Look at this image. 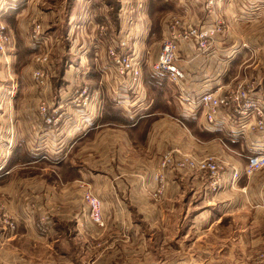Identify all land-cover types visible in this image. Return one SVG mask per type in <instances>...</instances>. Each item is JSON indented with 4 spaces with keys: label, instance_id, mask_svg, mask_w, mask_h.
<instances>
[{
    "label": "crops",
    "instance_id": "obj_1",
    "mask_svg": "<svg viewBox=\"0 0 264 264\" xmlns=\"http://www.w3.org/2000/svg\"><path fill=\"white\" fill-rule=\"evenodd\" d=\"M182 1L143 0L145 19L135 25L145 24L146 41L157 32L160 41L166 37L170 14L163 10L169 8L172 13H178ZM126 2L127 5L121 0L118 12L121 28L122 10L125 13L131 9L128 8L131 0ZM45 3L46 0H0V10L12 37L7 53L0 54V191L1 187L7 191L5 199L12 217L18 218L22 205L29 202L23 195L10 199L13 195L10 190L17 182L23 178L33 182L30 178L34 177H23L27 167L42 165L45 173L56 169L59 177L50 184L45 180L51 188V196L43 206L44 217L50 220L49 233L39 235L28 222L15 234L0 228V255L8 261L1 260L0 264H35L29 250L24 251V243L47 245L52 253L58 250L64 237L52 228V219L88 216L83 208L87 205L78 191L82 180L89 182L100 197L107 221L103 231L94 229V235L96 231L98 234L93 236L96 245L91 249L94 251L91 261H151L154 257L158 259L155 261H164L169 256L163 259L159 256L161 229L157 225L164 219L180 218L183 234L202 232L208 236L205 238L208 242L217 228L242 216L244 210L251 209L255 215L264 210L260 207L264 201V192L260 193L264 191V179L249 180L243 174L249 156L264 149V137L255 126L256 117L221 111L217 124L209 125L202 109L189 101L204 91L226 93L239 84L252 87L253 96L264 100V0H213L212 3L187 0L186 8L182 9L186 23L195 27L219 25L221 30L212 37L206 51L194 40L180 43L179 64L186 73L183 91L154 73L152 65L159 53L150 61L145 58V50L137 48L131 52V46L128 52L119 49L123 55L135 54L143 61L138 84L131 73L121 74L109 54V48L116 42L110 33L115 15L94 18L96 30L89 46L81 45L75 54L70 51L78 60L69 53L60 56L59 80L52 85L50 94L43 91L38 101L34 98L37 93L33 89L34 81L20 82V76L24 71L35 70L31 61L39 50L29 38V26L37 21L44 24L41 19L46 15ZM107 7L108 4H103L101 8ZM130 19L131 13L127 21ZM72 27L69 33L67 28L68 36L74 31ZM244 27L250 30L243 31ZM76 74L81 77L80 83L73 81ZM86 89L87 92H82ZM41 102L54 112V124L40 120ZM13 122L18 123L16 131ZM243 122L247 125L241 131ZM170 148L219 158L222 168L218 190H212L210 180L179 177L170 184L172 189L166 188L163 201L155 200L152 196H156L159 188L155 176L163 153ZM235 170L241 172L239 180H233ZM67 175L73 180L65 179ZM248 187L255 195L248 193ZM56 190L65 198L54 201L55 204L52 200ZM52 203L57 210L51 208ZM23 215L25 219L30 217L25 207L20 217ZM137 217L144 220L138 222ZM154 227L158 229L152 231ZM130 233L138 241L131 240ZM76 234L88 238L87 231L76 228ZM148 244L155 246L152 256ZM224 246L209 242L204 249V260L225 261V255L221 254ZM218 250L221 253L216 256ZM59 255L69 259L65 253ZM176 257L179 256L169 261H179Z\"/></svg>",
    "mask_w": 264,
    "mask_h": 264
},
{
    "label": "rangeland",
    "instance_id": "obj_2",
    "mask_svg": "<svg viewBox=\"0 0 264 264\" xmlns=\"http://www.w3.org/2000/svg\"><path fill=\"white\" fill-rule=\"evenodd\" d=\"M108 2H110V4ZM120 2L121 0H46L45 7L47 8L44 9L46 11V15L43 19H41V21L45 24V26L44 24H42L45 33L49 35L48 41H46V44L44 45V50L49 55L48 61L45 62L46 68L44 69L49 75V81L46 86L41 87L35 82L33 73L29 72L31 70L24 71V74L20 76V82L25 83L29 80L31 83L32 80L34 81L36 86L34 85L33 89L37 92L34 97L36 100H40L41 93L43 91H47L48 94H50V89L52 88V85L54 86V84L58 82L59 76L57 73L58 68L59 70H61V62L59 63L57 60L61 58L60 56L64 55L65 53H69L71 56H73L74 60H78L77 56L73 54H75L77 49H80L81 45H86L84 46V48H87L89 46V40L91 39V35L96 30V28H94L95 19L99 20V18H107L108 15L111 17L115 15L116 22H113L112 28L110 29V33L114 36V40H116L115 45L119 46V54L123 53L122 50H125L127 52L130 51L131 46V52H134L133 50L137 48L141 51L145 50L147 55L145 58L149 59L150 61L154 59L157 53H159L160 55V47L162 48L161 42L163 43L164 39L168 36V34L162 41H160L161 36H159L157 32L156 34L150 36V41H146L145 24L139 26L135 25L136 22H140V19H145V6L143 0H131L130 4L128 5V8L131 9H126L125 13H123L122 10V28L118 25V12L120 10ZM123 3L127 5L126 0H123ZM140 3L142 4V6ZM186 3L187 0H183L182 3H180V9L178 12L179 14L172 13L169 8L163 10V12L170 14V18L167 20L169 29L171 21L175 17L180 18L184 21L186 20L184 14L182 13V9L186 8ZM103 4H108V7L104 10L103 8H101ZM61 6L63 7L62 9ZM102 10L103 13H100L102 12ZM130 13L131 19L127 21V16ZM70 20L72 21L71 24L69 23ZM159 21H162V18H160ZM67 22L69 23V27H67ZM32 25L33 24L29 26V38L31 30L34 27V25ZM71 27L74 28V31L72 32L71 36H68L67 28L69 29V33ZM159 28L160 26L156 27L157 30ZM247 29L250 30V28L244 27L243 31H246ZM76 40H78V43ZM70 51H73V54ZM6 53L0 54L3 55ZM36 54H34L33 61H31L32 67L34 69L40 66L39 64H37V62L39 63V61H37ZM130 57H132L138 63L143 62L142 59H137L135 54L130 55ZM252 61L253 58L250 59L246 64H249ZM72 78L73 77L70 76V79ZM76 79L78 81H76ZM73 81L74 83H80L81 77L76 74L73 78ZM73 81L71 82V85L73 84ZM170 84L174 85L171 82ZM167 85H169V83ZM69 88L71 89L72 87L70 86ZM40 120L43 121V119ZM13 123H15L14 126ZM13 123L12 126L15 127L14 130L16 131V129H18V123ZM169 152L174 153L176 158L191 156L197 159L214 158L218 163L219 161H221L219 158L214 156H197L191 152L182 153L180 150H174L172 148L166 150L163 153V156ZM27 168L28 169L24 170L23 177H34L30 178V180L34 179L33 182H28L27 179L23 178L19 183L17 182L16 185H13L10 190L13 193V198L11 197L10 199H15L16 196L23 195L25 197V200L29 201L24 206L22 205L21 209L17 213L18 218L16 217V215L15 218L12 217L13 214L10 212V208L5 199V194L7 193V191L4 189V187H1L3 188V190L0 191V228L4 231H10L15 234L20 229V227H25L24 223L28 222L35 229H37L38 234L42 236L43 234H48L50 229V220L44 217L43 207L45 200H49L51 196V188L50 186H48V184H50L51 182L58 181L59 177H57L58 173H56V169L55 172L45 173L43 169L44 166L42 165H30ZM178 171L182 172L180 173ZM166 173H168L166 176L168 182V189L170 188V184H173L175 179H179V177L182 179H196L203 182L210 180V172L207 171L201 172L192 169L183 170L173 168L167 170ZM246 177H249L247 178L249 180L251 177H259L260 180H263L264 167L256 171L253 175ZM65 179L73 180V177L67 175L65 176ZM45 180L48 182V184ZM81 183V191L79 188L78 191L82 193V199L87 205L83 208L86 210V212L88 211V216L83 218L71 217L52 219V228H54V230L58 234H63L64 237L56 252H50L48 250L47 245L42 246L28 245L26 243L22 244L24 246V251L27 252L28 249L30 255L33 256V261H35V264H264V210L260 211L259 215H257V213L255 212V215L252 214L251 209L244 210L242 216H239L235 219L227 220V223L224 224L223 227L217 228L218 230L216 231V233L212 234V239H208V242L205 241V238L208 236H204L202 232L197 234H183V228L181 227L180 218L170 217L168 219H164L163 221H161V223L157 224L161 229V234L158 235L159 239H161L162 245V249L159 250V253H161V255L159 256H161L162 259L169 256L164 261H155L158 260L155 257L151 261H135L134 259H132V261H91L90 255L94 253V251L92 252L91 249L93 247L95 248L96 245V241L95 239L93 240V238L96 237V235L98 234V232L96 231V235H94V229L97 228L100 231H103V229L107 226V221L104 218V225H99L95 223L94 220L90 217L89 207L84 195L87 193L86 191H91L94 195L95 193L93 192V188L91 187L89 182L82 180ZM250 187H248V193L255 195L256 192L252 191ZM55 188H57V186ZM170 189H172V187ZM53 191L54 190H52L51 192ZM262 192L264 191H260V193ZM53 197L55 199H51L53 203H55L54 201L56 200L58 202L62 201L65 198V196H62L58 192V190H56ZM152 197L157 201H163L164 198L163 196ZM66 199H69V196H66ZM53 203L51 204L52 207L49 206V208L51 207L55 211L57 210V208ZM16 207L17 206H15V208ZM24 207L26 212H30L29 219H25L24 215L23 217H20V215L24 212ZM260 207L261 209L264 208V201H261ZM133 208L136 211V207ZM6 218H8L10 222L16 221V229L12 230L9 227ZM135 220L139 222L144 219H140L137 217L135 218ZM141 223L145 225L144 222ZM120 225H123V223H120ZM76 228H78L79 231H84V233H86L87 231L88 238L78 236L76 234ZM156 229L158 228L154 227L152 231H156ZM89 232H91V234ZM151 235L153 236V234ZM129 236L131 237V240L134 239V242L138 241V237H136V235H132L130 233ZM149 242L150 241H148V243ZM209 242H217L219 247L223 246V244L226 245L222 247V253L218 250V253L216 255L219 256L220 253L222 255H225V261L204 260L206 259V253L204 249L206 245L209 246ZM153 243L155 244V242ZM151 248L152 250L150 252L152 256V254H154L155 252V246H153L152 244H148V249L150 250ZM60 253L67 254L69 259L61 258L59 255ZM176 255L179 256L176 257L180 258L179 261H169ZM84 256H88V258L86 259ZM0 261L3 263H8V261H6V259L2 257V255H0Z\"/></svg>",
    "mask_w": 264,
    "mask_h": 264
},
{
    "label": "built area",
    "instance_id": "obj_3",
    "mask_svg": "<svg viewBox=\"0 0 264 264\" xmlns=\"http://www.w3.org/2000/svg\"><path fill=\"white\" fill-rule=\"evenodd\" d=\"M213 2V0H209ZM4 12L0 10V53H6L11 44L12 37L8 29V25L3 19ZM219 25L211 27H195L189 25L184 20L175 17L171 21L168 36L162 43L159 58L153 63V71L155 74L168 79L171 83L183 91V85L186 79V73L179 64V45L183 41H196L202 50L206 51L210 48L212 37L220 31ZM47 35L43 29V25L38 21L35 22L30 33V39L38 48L36 54L37 64L40 66L35 68L33 77L35 82L41 87L46 86L49 81V75L44 70L45 62L48 61L49 55L44 50V45L48 41ZM124 44V43H123ZM119 46L114 45L109 48V54L113 59L118 71L121 74L131 73L133 81L138 84L142 77V65L136 62L130 55L119 54ZM42 84V85H41ZM87 92V89L82 91ZM84 94V93H83ZM191 101L197 108L202 109L206 121L209 125H216L221 111H228L232 114H238L241 117L254 115L256 117V128L264 137V100H257L252 94V87H246L239 84L236 88L230 89L226 93H218L217 90H207L193 97ZM227 112V113H228ZM42 119L47 124H54L56 118L53 111H49L46 103L42 102L39 108ZM247 123L243 122L241 131L246 128ZM186 155V154H184ZM264 167V149L249 156L248 162L244 168L243 174L246 176L253 175L256 171ZM192 169L197 171L210 172V185L213 191H217L221 183V165L214 158L197 159L191 156L176 158L174 153H166L160 163V168L156 173L155 179L159 183V188L155 195L161 197L165 192L168 182L166 172L169 169ZM233 180L241 178V172L235 170L233 172ZM84 195L89 207L90 217L95 223L104 225V215L102 210L101 199L94 195L91 191H86ZM9 227L16 229V221H9L6 218Z\"/></svg>",
    "mask_w": 264,
    "mask_h": 264
}]
</instances>
